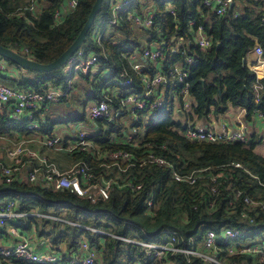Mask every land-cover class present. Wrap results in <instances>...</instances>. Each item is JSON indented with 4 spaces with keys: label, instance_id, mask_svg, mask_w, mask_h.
Here are the masks:
<instances>
[{
    "label": "trees",
    "instance_id": "obj_1",
    "mask_svg": "<svg viewBox=\"0 0 264 264\" xmlns=\"http://www.w3.org/2000/svg\"><path fill=\"white\" fill-rule=\"evenodd\" d=\"M68 1L0 0V45L20 54L26 53L42 64L53 62L73 44L96 0H78L77 8L64 14L62 22L57 24L54 14L58 10L66 11ZM114 1H103L79 49L83 55L70 68L72 73L66 70L67 65L48 73L29 71L34 77L25 78L18 89H48L50 85L51 88L62 87L63 93H67L72 74L80 72L92 84L97 101L105 98L102 87H118L121 96L141 94L142 79L122 54L141 50L146 42L159 40L163 35L168 42L164 70L168 71L179 62L183 64L188 72L193 100L191 107L182 114L175 113L174 87L169 84L165 102L157 115L147 120L141 117L135 124L145 128L138 147L109 143L112 135L122 134L127 128L121 118L112 122L99 121L100 134L94 140L110 149L125 148L137 154L151 150L166 158L172 167L131 168L118 179L142 183L145 186L143 191L135 195L128 188L117 189L109 201L98 205H91L65 191L19 184L17 181L7 183L0 179V202L12 197L24 211H37L105 231L109 235L44 217H27L17 222V226L24 230L35 227L53 247L64 245L67 250H72L83 238L88 239L100 253L99 264H153L142 246L118 237L164 243L169 232L174 231L181 247L198 248L208 231H214L220 237L226 229L239 230L240 235L228 242L220 240L218 255L225 264H262L258 254L246 252L227 256L226 253L229 246L239 249L264 242V212L256 214L249 210L254 217V222L249 223L241 215L246 210L242 201H235L234 208L229 206L234 190L238 189L256 201H264V156L255 152L262 141L191 142L182 133L187 124L199 125L210 113L224 114L230 106L244 109L249 121L257 114L264 116V79L258 80L256 73L243 64L247 53L256 45L264 49V0H234L232 10L224 16L216 15L203 5L202 0H134L130 10L142 13L147 8L154 12V24L150 30L123 21L110 25ZM168 7L175 11V15L167 11ZM190 21L195 24L190 26ZM198 27H202L211 39V46L206 50L195 43L191 34ZM96 30H99L97 34ZM99 34L100 42L94 38ZM173 38H180L184 44L177 48V40L173 41ZM90 54L98 57L100 72H108L103 77L79 69ZM17 68L28 71L20 66ZM128 78L131 79L129 86L117 84L116 80ZM257 83L262 85L258 96L254 91ZM48 128V120L46 123L41 120L40 130L53 137ZM25 131L24 122L9 118L7 108L0 110L1 136ZM75 158L94 163L87 154H79ZM232 163H239L242 167ZM202 168H208L205 171L207 176L210 173L222 174L216 193L210 192L208 179H203L198 186H190L172 177V171L189 174ZM151 195L153 207L148 212L146 203ZM13 264L34 263L19 260ZM164 264L211 263L196 256L175 253L168 254Z\"/></svg>",
    "mask_w": 264,
    "mask_h": 264
},
{
    "label": "built area",
    "instance_id": "obj_2",
    "mask_svg": "<svg viewBox=\"0 0 264 264\" xmlns=\"http://www.w3.org/2000/svg\"><path fill=\"white\" fill-rule=\"evenodd\" d=\"M134 0H115L111 4L112 18L110 25H118L121 21L130 22L138 28L150 30L153 27L155 14L152 11L138 13L130 10ZM203 5L211 9L216 15H226L230 7H233L234 0H202ZM78 5V0H69L66 11H56L54 19L57 24L62 22L64 14L72 13ZM169 13L175 15L172 8L167 9ZM264 23V17L262 19ZM190 21L189 25H194ZM193 34L195 43L201 49L206 50L211 46V39L206 35L202 27H198ZM100 42V34L94 37ZM177 40V48L184 44L180 38ZM168 42L163 35L159 40L151 43H145L140 50L137 49L131 54H122L127 60L133 71L140 75L143 83L141 94H128L121 96L104 95L101 101H95L88 106L86 113L92 122L98 125L99 121H114L123 116H139L131 127L126 128L122 134L112 135L110 144L130 145L138 147L142 141L143 134L138 131L136 123L141 117L147 120L149 117H155L157 111L163 107L166 97V90L169 84H173L172 99L174 101L175 113L182 114L192 105L190 93V84L188 81V72L182 63H176L165 71L166 48ZM82 51H77L67 62V68H71L76 59L82 56ZM246 57L252 58L250 69L256 73L257 79L264 78V49L258 44L251 49ZM190 59V58H189ZM188 59V60H189ZM190 61V60H189ZM153 64L154 66H152ZM6 68V60L0 59V73ZM85 73L104 76L98 66V57L95 54L88 55L85 63L79 68ZM78 69V70H79ZM121 87H127L131 84V79L116 80ZM118 88V87H116ZM108 89V87H107ZM119 89V88H118ZM262 85L255 84L254 91L258 96ZM64 93L58 88L49 89H27L22 90L12 88L0 83V110L7 108L9 118L24 122L27 130H37L40 128V119L38 114L47 108L50 103H56L62 100ZM142 114V115H141ZM264 120L262 114H257ZM122 121V120H121ZM106 128V126L104 127ZM247 126H242L238 130H229L226 125L219 126L218 130L207 128L203 125H186L183 130V136L191 142L207 143H231V142H250L246 136ZM126 131V132H125ZM99 125L96 131H81L73 140L62 145L59 137H51L42 143L50 150L65 151L72 157L79 154H87L92 157L94 163H89L84 159H78L74 165L66 170L60 171L51 163L47 157L39 158L38 153L17 146L8 151V158L15 161L14 165L0 163V173L7 183L16 180L17 171L22 166L21 157L39 158L41 166L35 167L27 172L26 184L39 185L52 189L54 191H65L76 197L88 201L91 205H98L110 200L117 189L128 188L135 195L143 191L142 183H132L125 179L119 180L118 176H123L131 168L172 167L169 161L153 151L134 153L125 148L110 149L95 143L94 137L99 135ZM264 136V131H263ZM149 145H153L149 143ZM60 146V147H58ZM40 165V163H39ZM236 167H242L239 163H232ZM208 168L196 169L189 174H182L172 171V177L175 181L187 183L190 186H198L203 179H208V186L211 193L218 191V184L222 174L205 173ZM22 194L20 191L11 190ZM240 200L246 207L242 211V217L249 223L254 222V217L249 213L255 211L256 214L264 212V201L254 200L242 190H234V198L230 199L229 206L235 207V201ZM148 212L153 207V195L147 201ZM213 201L210 202V205ZM196 208V207H195ZM27 217H44L54 219L60 222L88 229L101 235H109L105 231L95 228L84 227L76 222L66 221L51 215L40 214L37 211H24L19 206L16 199L9 197L0 202V264H13L15 261H27L34 264H99V252L90 244L88 239L83 238L78 247L67 250L60 245L58 249L50 245L43 238H37L28 230L17 226L19 220ZM240 235L239 230L226 229L220 237L214 231H208L202 239L198 248H187L178 244V235L176 232H169V236L164 243L142 242L133 239L118 237L119 239L142 246L145 254L153 260V264H164L168 254L182 253L187 256H196L207 263L225 264L218 255V245L220 240L228 242ZM258 254L260 263L264 264V242L253 244L246 248H227V256L243 254Z\"/></svg>",
    "mask_w": 264,
    "mask_h": 264
},
{
    "label": "crops",
    "instance_id": "obj_3",
    "mask_svg": "<svg viewBox=\"0 0 264 264\" xmlns=\"http://www.w3.org/2000/svg\"><path fill=\"white\" fill-rule=\"evenodd\" d=\"M144 1H146V0H141V2H144ZM244 2H243V5H245ZM144 11H149V10H147V8H146V9H144ZM251 60H252V58L246 57V65L249 68H250V62L249 61H251ZM3 77H5V78H3ZM30 77H34V74L29 72V71L20 70L19 68H17V66L11 65L8 62H6L5 70L0 73V83L4 84L6 86L12 87V88H20V84L23 83L24 79L30 78ZM69 81H70L69 91L67 93H64L62 100H65L69 93H71V95H73V90H74V79H73V77H71L69 79ZM91 86H92V84H91ZM49 88H51L50 85H49ZM60 88H62V87H60ZM60 88H58V89H60ZM92 89H93V86H92ZM81 90L82 91H80L81 92L80 95L86 99V104H87L86 110H87L88 106L90 104L94 103L95 101H97V99H94L95 93H93L91 89H89V91H88L87 88H85V89L82 88ZM118 93H119L118 88H112V89L108 88L107 89L105 87H102V94H104V95H117ZM54 110H57V109H54ZM57 112H55V113H57ZM50 113H51L50 109L46 108L45 110H42L38 114V118L40 120L44 121L45 123L48 120V123H49L48 129L52 133L53 137H59V138H61V140L63 138H67V140L71 141L74 139L76 134H78L81 131H85V130L96 131L98 129V125L95 122H92L88 118L87 113H86L87 115L85 117H87L89 120L88 124H85L84 119H80L75 115L61 116V115H56L55 113H52V114H50ZM59 122H66V123L63 124V123H59ZM199 125H203L207 128L213 129L215 131L218 130L219 126H221V125H226L227 128L231 131L238 130L242 126H247L248 130L246 131V136H247L248 140H252V141L261 140L262 141L264 139V136H263L264 120L259 118L258 116L253 117V119H251L250 121L247 120L245 110L242 108H239V107L230 106L229 109L227 110V112H225L224 114H220V115H216L212 112ZM58 126H59V129L57 128ZM37 130L41 131L40 128ZM41 132L44 133L43 131H41ZM44 135L46 136L45 133H44ZM48 137L51 138V136H48ZM43 141H44L43 138L35 137L30 132V130H27V131L22 132V133H12L10 135H5V136L0 135V163H4L6 165H14L15 161L8 158V151L14 149L17 146H21L22 148H26L28 150H32V151L38 153L39 158L45 157L46 155L44 152H39L38 151L39 149L36 150L38 145L43 146V144H42ZM259 145H261V144H259ZM39 158H30V157L28 158L25 156L21 157L22 166L19 168V170L17 171V175H16V180L19 184H23V183L26 184L27 183L26 182L27 172L30 170H33L35 167L41 166V161ZM72 158L75 161V162H73V165H74V163H76V161L78 159H76L75 156ZM5 159L8 161V163L5 162ZM39 163H40V165H39ZM51 163H53V162H51ZM54 165L60 171L66 170V169L62 170L56 164H54ZM0 179H3V176L1 175V173H0ZM28 185H30V184H28ZM28 232L30 234L32 233L33 236H36L37 238H43L38 234L35 227H32L31 229H29ZM43 239H45V238H43ZM50 245H51V243H50ZM55 248H58V247H55ZM58 249L62 250L63 248H58ZM99 258H100V254H99Z\"/></svg>",
    "mask_w": 264,
    "mask_h": 264
},
{
    "label": "rangeland",
    "instance_id": "obj_4",
    "mask_svg": "<svg viewBox=\"0 0 264 264\" xmlns=\"http://www.w3.org/2000/svg\"><path fill=\"white\" fill-rule=\"evenodd\" d=\"M236 7H237V5H236ZM98 32H99V30H96L95 34H97ZM137 32H139V31H137ZM66 65H68V64H66ZM66 70L68 72L72 73L70 68L69 69L67 68ZM72 77L74 79L73 95H71V93H69L65 100H61V101L56 102V103H51L47 106V108L50 109V111H51L50 114L58 111L57 113H55L56 115H61V116L75 115L80 119H84L85 124H88V121H89L88 118L89 117L88 118L85 117L87 115L86 114V108H87L86 99L80 95V93H81L80 91H82L81 90L82 88L83 89L87 88L88 91H89V89H91L92 92L94 93V90L92 89L90 82H88L86 77L84 75H82L80 72H75L74 74H72ZM95 83H97V81ZM54 109H57V110H54ZM138 117L139 116H137V115L123 116L121 120H122V123L128 128L134 124V122L138 119ZM57 128L59 129V126ZM138 131L141 134H143L145 131L144 126H139ZM30 132L35 137L43 138L44 141L49 138L47 135H46L47 136L46 137L44 135V133H42L39 130H30ZM69 141L70 140H67V138H63L62 139V145L66 142H69ZM260 144L261 145L256 146L255 152L264 156V139L262 140V142ZM58 147H60V146H58ZM37 149H39L38 150L39 152H44L46 155L45 157H47L50 162H53L54 164L58 165L62 170L70 168L73 165V162H75L73 160L72 156L65 151L50 150L44 144H43V146L38 145L36 150ZM5 162L8 163V161L6 159H5ZM258 238L262 239L260 236Z\"/></svg>",
    "mask_w": 264,
    "mask_h": 264
},
{
    "label": "water",
    "instance_id": "obj_5",
    "mask_svg": "<svg viewBox=\"0 0 264 264\" xmlns=\"http://www.w3.org/2000/svg\"><path fill=\"white\" fill-rule=\"evenodd\" d=\"M103 1L104 0L95 1L93 8L83 28L81 29L79 35L77 36L73 44L60 57H58L53 62L49 64H42L32 58H29L26 53L20 54L19 52H16L9 48H5L1 45H0V57L28 71H33V72H38V73H48V72H52L54 70L60 69L62 66L66 65L67 62H69L70 58L74 56V54L84 44L90 28L94 24L96 15L99 13V11L102 8ZM231 10H232V6L230 7L229 11ZM217 47H219V44H217ZM243 64H246L245 58L243 59ZM59 123L65 124L66 122H59Z\"/></svg>",
    "mask_w": 264,
    "mask_h": 264
}]
</instances>
